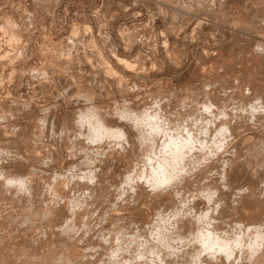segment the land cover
<instances>
[{"label": "rangeland", "instance_id": "374dc122", "mask_svg": "<svg viewBox=\"0 0 264 264\" xmlns=\"http://www.w3.org/2000/svg\"><path fill=\"white\" fill-rule=\"evenodd\" d=\"M262 230L264 0H0V264H264Z\"/></svg>", "mask_w": 264, "mask_h": 264}, {"label": "bare ground", "instance_id": "6f19581e", "mask_svg": "<svg viewBox=\"0 0 264 264\" xmlns=\"http://www.w3.org/2000/svg\"><path fill=\"white\" fill-rule=\"evenodd\" d=\"M119 62H121L120 60H119ZM126 62V61H125ZM122 64V63H121ZM123 65H124V62H123ZM96 111V110H95ZM88 113V112H87ZM89 114V113H88ZM92 114V113H91ZM90 114V115H91ZM89 115V116H90ZM97 117V116H96ZM96 117H94L95 119H96ZM91 118H92V116H91ZM94 118H92V119H94ZM91 119V121H93ZM96 121V120H95ZM98 121V120H97ZM102 121V120H101ZM142 122V121H141ZM93 123V122H92ZM96 124V126H95V128L96 127H98L99 128V124L100 123H98V122H96L95 123ZM92 125V124H91ZM104 125V124H103ZM102 126V125H101ZM93 127V126H92ZM103 127V126H102ZM108 126H106V127H104L103 129L104 130H106V129H108L107 128ZM97 128V129H98ZM111 128V127H110ZM159 127H157L155 130L156 131H158L157 129H158ZM99 130V129H98ZM110 130V129H109ZM153 130V129H152ZM154 130V131H155ZM97 131V130H96ZM101 131V130H100ZM111 131H113V132H109V131H107L106 132V134H108L107 136L109 137L110 136V138H111V136H113V138H114V136H119L120 135V133H122L123 131H121V129H115V130H111ZM104 132V131H103ZM94 134V133H93ZM103 134V133H102ZM95 136H96V134H95ZM122 138V137H121ZM124 139V138H123ZM111 143V142H110ZM186 142H184V144H185ZM170 144V143H169ZM172 144V146H174L175 148H173L174 150L176 149V145H177V143H174V142H172L171 143ZM170 144V145H171ZM180 144V143H179ZM183 144V143H182ZM167 145V144H166ZM170 145L168 146V148L170 147ZM183 145H181V147H182ZM185 146H186V144H185ZM166 148H167V146H166ZM180 148V147H179ZM183 148H184V146H183ZM182 148V149H183ZM181 149V148H180ZM176 151H177V149H176ZM180 152V151H179ZM172 154H174V153H172ZM181 155H182V153H181ZM176 156V155H175ZM181 157V156H180ZM173 159H177V157H173ZM168 161V160H167ZM165 162V163H159V165H160V168H162L163 169V171L161 172V174H162V176H161V181L159 182L160 184L161 183H168V182H170V181H172L178 174H179V172H178V169L176 170V167H173L172 166V164L170 163V162ZM173 161V160H172ZM158 171H160V170H158ZM160 173V172H159ZM160 174V175H161ZM159 176V175H158ZM158 180V179H157ZM21 183H22V181H21ZM159 225V224H158ZM257 232V231H256ZM262 233H264V231L262 230V231H260V232H258V234H262ZM201 236H202V240H203V242L202 243H206V242H208L209 240H212V243H215V242H217V240H214V239H216V238H214V234L211 232V230H206V232H202V234H201ZM261 237H262V235H261ZM220 241V242H219ZM235 241V240H234ZM255 241V240H254ZM260 243V242H259ZM232 244H234V242H232ZM231 244V245H232ZM246 244V243H245ZM207 245V244H206ZM213 245V244H212ZM216 246H218V248H217V251L218 250H220L221 251V253H225L227 256H229V255H231V253H232V250H233V246L234 245H232V247L230 246V244L229 243H225V242H223L221 239H218V243H216ZM215 246V247H216ZM212 247H214V246H211V247H209L211 250H212ZM208 248V247H207ZM215 249V248H214ZM214 253V252H213Z\"/></svg>", "mask_w": 264, "mask_h": 264}]
</instances>
